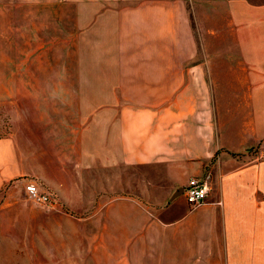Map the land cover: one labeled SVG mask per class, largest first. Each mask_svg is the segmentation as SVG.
I'll return each instance as SVG.
<instances>
[{
	"label": "crops",
	"instance_id": "obj_1",
	"mask_svg": "<svg viewBox=\"0 0 264 264\" xmlns=\"http://www.w3.org/2000/svg\"><path fill=\"white\" fill-rule=\"evenodd\" d=\"M113 15L120 21V66L149 96H87L68 146L76 158L66 164L96 172L103 184L112 181L110 204L103 206L111 224L104 228H117L123 171L160 169L166 182L145 178L141 196L167 204L171 214L180 205L187 210L145 227L135 221L131 264H264V160L246 156L264 141V0H129ZM205 67L211 92L219 86L216 96H169L175 85L205 84ZM23 171L12 140L0 138V186ZM205 174L202 204L189 206L175 194ZM71 179L67 173L65 184L50 185L64 196ZM150 226L176 231L139 239L136 230ZM151 244L153 252H144Z\"/></svg>",
	"mask_w": 264,
	"mask_h": 264
},
{
	"label": "rangeland",
	"instance_id": "obj_2",
	"mask_svg": "<svg viewBox=\"0 0 264 264\" xmlns=\"http://www.w3.org/2000/svg\"><path fill=\"white\" fill-rule=\"evenodd\" d=\"M128 6L129 0H0V138L12 140L24 170L0 186V264H131L135 221L145 227L187 210L180 205L171 214L167 204L142 197L145 178L166 180L160 169L139 167L132 175L123 171L117 228L105 229L111 223L103 206L110 204L112 181L103 184L96 172L66 165L76 158L68 146L87 96H149L140 79L120 66V21L113 13ZM192 7L187 4L194 30ZM201 62L205 66L203 54ZM203 76L201 91L175 85L169 96H216L219 86L211 92L208 67ZM67 173L72 184L62 196L50 180L65 184ZM30 178L54 193L52 206L27 198L23 182ZM153 227L138 228V238L176 231ZM143 247L153 252L152 244Z\"/></svg>",
	"mask_w": 264,
	"mask_h": 264
},
{
	"label": "built area",
	"instance_id": "obj_3",
	"mask_svg": "<svg viewBox=\"0 0 264 264\" xmlns=\"http://www.w3.org/2000/svg\"><path fill=\"white\" fill-rule=\"evenodd\" d=\"M250 160H264V141L252 146L246 153ZM209 175L202 178H189L182 187L184 201L192 207L202 204L207 196ZM23 187L29 200L44 206H52L55 203L54 194L42 187L34 179H24Z\"/></svg>",
	"mask_w": 264,
	"mask_h": 264
},
{
	"label": "water",
	"instance_id": "obj_4",
	"mask_svg": "<svg viewBox=\"0 0 264 264\" xmlns=\"http://www.w3.org/2000/svg\"><path fill=\"white\" fill-rule=\"evenodd\" d=\"M182 191V188H179L176 192H175V194H178V193H180Z\"/></svg>",
	"mask_w": 264,
	"mask_h": 264
}]
</instances>
